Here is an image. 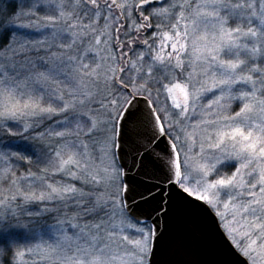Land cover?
Segmentation results:
<instances>
[{
	"label": "snow or ice",
	"instance_id": "1",
	"mask_svg": "<svg viewBox=\"0 0 264 264\" xmlns=\"http://www.w3.org/2000/svg\"><path fill=\"white\" fill-rule=\"evenodd\" d=\"M264 264V0H0V264Z\"/></svg>",
	"mask_w": 264,
	"mask_h": 264
},
{
	"label": "water",
	"instance_id": "2",
	"mask_svg": "<svg viewBox=\"0 0 264 264\" xmlns=\"http://www.w3.org/2000/svg\"><path fill=\"white\" fill-rule=\"evenodd\" d=\"M202 224L212 253L218 259L225 261V264H242L243 258L231 247L230 242L218 227L215 217L209 214L203 218Z\"/></svg>",
	"mask_w": 264,
	"mask_h": 264
}]
</instances>
